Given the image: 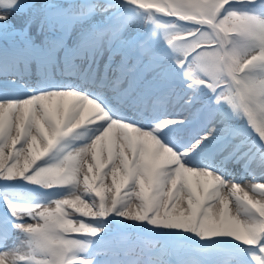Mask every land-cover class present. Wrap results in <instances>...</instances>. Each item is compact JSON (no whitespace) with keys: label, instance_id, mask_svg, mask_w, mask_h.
<instances>
[{"label":"snow or ice","instance_id":"6c2138e0","mask_svg":"<svg viewBox=\"0 0 264 264\" xmlns=\"http://www.w3.org/2000/svg\"><path fill=\"white\" fill-rule=\"evenodd\" d=\"M0 264H264V0H0Z\"/></svg>","mask_w":264,"mask_h":264}]
</instances>
